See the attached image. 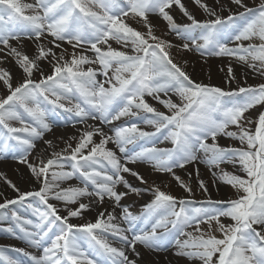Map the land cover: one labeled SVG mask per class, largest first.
<instances>
[{
  "label": "snow or ice",
  "instance_id": "snow-or-ice-1",
  "mask_svg": "<svg viewBox=\"0 0 264 264\" xmlns=\"http://www.w3.org/2000/svg\"><path fill=\"white\" fill-rule=\"evenodd\" d=\"M195 3L208 11L201 0H195ZM232 3L243 11L226 18L210 11L215 18L200 22L187 11L181 0H35L34 3L0 0V45L3 46L0 52L8 49L6 55L16 57V63L24 73L13 87L10 73L0 70V81L8 89L6 97L0 98V154L11 152L12 158L26 164L42 184L39 190L20 192L9 181L18 196L0 203V210L23 204L30 197L39 198L45 205L43 211L28 205L37 218L36 222L11 211L14 226L2 229L10 234H15L18 229L22 233L20 238L29 246L42 248L43 255L37 257L22 248L13 251L28 257L31 264H137L136 260L129 259L125 250L108 242L107 237L111 235L118 236L134 253L137 244L158 252L174 241L177 255L198 259L202 264H264V112L259 113L254 132L245 130L242 125L245 113L257 105H264V84L232 91L194 82L171 58L167 49L172 45L155 36L147 20L149 13L158 14L167 22L169 30L184 41L180 46L184 50H195L201 55L234 56L243 63L251 59L259 62V68L256 63L248 66L264 74V3L256 8L248 7L244 0H232ZM174 5L191 23L180 25L175 22L168 11ZM129 15L139 18L138 22L144 24L147 32L142 33L127 24L124 18ZM42 37H50L49 43L56 49H61L64 43L71 45L74 51L70 59H65L67 49L57 55L52 48L39 44L38 56L31 59L9 43L22 38L38 43ZM253 39L260 43L228 46L229 43ZM110 41L121 44L128 51L114 49ZM76 49L94 52L95 56L89 58L77 53ZM49 56L52 70L45 75L37 61ZM96 63L107 77L104 82L97 80V71L92 67L83 68V65ZM34 69L40 72L39 81L32 79ZM109 69H114L111 76ZM228 76L235 78L231 67ZM169 92L178 94L181 103L170 98L161 99V93L167 96ZM72 93H78L81 102L71 104L68 94ZM146 96L153 97L171 114L149 105ZM65 100L71 106H66ZM49 113L70 114L73 126L89 119L106 125L122 117H136L155 128V132L143 131L132 122L113 129L114 135L109 136L102 127L88 125L86 129H78L79 137L70 138L77 140L75 146L68 143L62 152L53 151L51 158L46 160L41 157L39 165L35 166L28 162V156L35 141L52 130V123L47 119ZM12 121L21 126H12ZM230 126H235L238 131H228ZM157 133H164V139H170L175 147L144 146L140 151L126 155V162L145 161L152 163L156 171L172 173L191 195V188L175 176L174 169L184 168L197 160L209 168L238 161L247 179L228 172L213 175L220 182L242 191L243 195L228 201L209 199L195 207L194 201L177 200L158 188L154 189V199L146 206L143 219L157 218L150 229L133 232L131 238L126 233L132 228L124 229L113 223L117 218L112 213L105 218V213L101 212L95 222L75 225L69 222V217L80 216L89 204L81 202L78 208L68 209L67 216H61L49 203L51 198L76 204L82 197L95 196L100 203L107 197L119 205L126 193H118L115 190L117 184L123 183L131 191H138L121 173H130L142 183L145 181L139 173L122 164L106 145L114 143L121 153H125L126 145L137 140L154 143ZM94 136L100 137L98 143ZM218 136L238 139L242 144L246 143L247 148L221 147L216 142ZM209 139L211 144L207 142ZM45 143L52 147V141ZM199 151L205 153V158L197 155ZM69 160L72 170L66 171L65 162ZM76 174L82 178V187H60L59 182L70 180ZM199 187L207 193L203 180L199 181ZM177 205L179 211L175 210ZM221 217L230 218L233 223L225 225L221 223ZM138 219L140 217L124 209L125 222L131 225ZM8 220L9 216L0 211V222ZM213 222L223 238L211 234ZM201 224L208 225L209 233L201 229ZM193 227L199 235L185 231ZM172 229L186 239L176 238ZM50 234H54V238ZM46 240L50 243L46 244ZM82 244H87L92 252H86ZM0 259L7 264H21L5 256L3 249H0Z\"/></svg>",
  "mask_w": 264,
  "mask_h": 264
},
{
  "label": "rangeland",
  "instance_id": "rangeland-1",
  "mask_svg": "<svg viewBox=\"0 0 264 264\" xmlns=\"http://www.w3.org/2000/svg\"><path fill=\"white\" fill-rule=\"evenodd\" d=\"M23 3H34L35 0H22ZM181 2L184 4L187 11L192 14L195 19H197L200 22H205L210 19H214L215 17L211 16L209 14L210 11H214L216 13V16L226 18L230 14H235L239 11H243V9L238 8L237 5L232 3V0H201L202 4L207 5L208 11L205 10V8L200 7L195 3V0H181ZM244 3L248 7L256 8L261 3H264V0H244ZM170 15L173 16L175 22L177 24H187L191 23L187 19V17L184 15V13L180 10L179 7L173 6L171 9L168 10ZM125 22L129 24L134 29L146 33L147 28L144 26L142 22H138L139 18H135L131 15L128 17H125ZM148 23L152 26V31L155 36L159 37L160 40L169 42L172 47L170 49H167L170 53L171 58L175 63L178 64L188 75L189 77L196 83H201L204 85H210V86H217L224 90H232L236 91L239 87H258L261 84H264V74H261V71L253 70V68H250L248 64L256 63L257 67L259 68V62H253L251 59H249L248 63H243L239 61L234 56H211V55H201L200 52H197L195 50H184L182 47H180L184 41H182L180 38L177 37V35L173 32H171L168 28L167 22L163 20L158 14L149 13L147 16ZM51 38H44L42 37L41 40L38 43H34L32 39L28 38H22L21 40H10L9 43L12 47H15L18 52H21L22 54H26L31 59H35L36 56L39 54V45H42L46 48H52L53 51L60 55L61 52L64 51V49H67V52L64 53L65 59H70L71 53L74 51L71 47V45H68L67 43L63 44V47L61 49L54 48L50 43L49 40ZM152 42V41H150ZM200 43H203V41H199ZM111 46L116 50H125L128 51V49H124L121 44H118L115 41L109 42ZM236 43H243L244 46H247L250 43L253 44H259L260 41L258 39H253L251 41H243V42H233L229 43V47H235ZM3 46L0 45V48ZM106 47V46H101ZM191 47V45H190ZM77 53H81L84 55H87L89 58H93L95 56L94 52L86 51L82 52L81 49L75 50ZM8 52V49H4L3 52H0V70H4L10 73L11 75V81L10 83L15 87L21 80V77L24 75L23 70L20 68V66L16 63V57L11 55H6ZM51 57L49 56L46 59L38 60L37 63L39 64L40 68H47L52 69L51 64H49V60ZM88 67H92L94 70L97 71V80L100 82H104L107 77H105L102 72L103 69L101 66L96 64H86L83 65V68L87 70ZM231 67L233 70L234 79L228 76V68ZM114 69H109L108 74L109 76L112 75ZM243 74L246 76L250 75L252 76V80L246 79ZM41 78L40 72H34L32 79L35 81H39ZM105 87H108L107 84H105ZM8 94V89L6 86H4L3 81H0V98L6 97ZM69 98L71 100V104L78 103V100L81 102V97L78 93H72L68 94ZM161 99H171L175 103H181L180 97L178 94L174 92H169L167 96H165L163 93L160 94ZM237 99H240L239 97ZM146 102L155 107L157 110L165 112L166 114H171L168 109H166L162 104H160L157 100L153 99V97L146 96L145 97ZM66 106H71L68 104V101H63ZM83 106V105H82ZM260 112H264V105H257L255 108L250 109L247 113H245L246 119L242 121L243 128L245 130H248L250 132H254L256 127V122L258 120V115ZM143 115V113L141 114ZM26 119H28L26 117ZM65 119H70L71 122L68 124H64L62 126H53L52 130L49 132H45L43 135V138L40 140L35 141V144L40 146H49L45 143V141H52V147H50V157L53 151L55 152H62L63 149L67 146L68 143H71L73 146H75L77 140L70 139L71 138V131H74L75 128L78 127L80 124H75L73 126L74 121L72 118H70V114L65 113ZM61 120H64V118H61ZM91 122H95L96 127H102L104 133L106 135H114V131H112L115 128L121 127L123 124L129 125L132 122H136L138 124V127L143 131H149L154 132L155 128H153L150 125H147L146 123L135 119V117H122L118 121H113L111 124L101 125L99 121L94 120H88L85 124H89ZM12 126L19 127L21 126L18 122L12 121L10 122ZM59 131H66L64 132V135L62 138H58L59 141H56L53 139L54 136L53 133ZM166 131V130H165ZM228 131H238L235 126H230ZM52 133V134H51ZM66 133V134H65ZM51 134V135H50ZM162 136L154 137L153 140L157 144V148L161 149H173L175 146L172 144L170 139H164V133H161ZM97 143L100 140L99 136H94L93 138ZM140 142H143L141 140H137L135 143H132V147H135ZM209 144L212 143L211 139L207 141ZM221 147L224 148H237V149H246L247 145L246 143L242 144L240 140L233 139L230 137L225 136H218L216 141ZM151 143V142H148ZM115 146V149L119 151V148L114 143H108L106 147L109 150H112L111 146ZM131 144L126 145V150H128V147ZM142 148V147H141ZM141 148L135 147L133 150L128 154L127 156L132 155L135 152H138L141 150ZM64 155H68V153H64ZM197 155L203 159L205 158V153L203 151H199ZM120 160L122 164H126L127 167H129L131 170L139 173V175L143 178L145 182H141L137 177L132 176L130 173H121L123 175L124 179L127 181L129 185H131L132 188L137 189L138 191L134 192L131 191L129 188L125 187L123 183H119L116 186V191L118 193H126L122 196L121 200L119 201V205H117L113 200L105 197L103 203L98 202V199L92 198L93 196H87L86 198L92 199L95 201V205L97 207H103L105 208L104 213H112L117 220L118 216H124V209L127 208V210L136 217H139L143 214L144 211H146V206L151 203L154 199V189H159L167 194H170L174 197L179 199H187L194 201L195 207H200L201 202H205L207 200L212 201H228V200H234L239 198L243 195L242 191H238L236 188H233L232 186L220 182L216 178V176L213 175V173H216L219 175L221 172H228L237 176H240L241 178L247 179V174L245 171H243L241 164L237 161L235 163L228 162V163H222L219 165V167H211L209 168L208 165L205 163L200 162V160H197L195 163H191L186 165L184 168H176L174 169L175 176L180 177V180L183 181L185 185H187L189 188H191V195L185 191L183 187L180 186V183L174 178L172 173L168 172H159L156 171L153 167L152 163L140 161L137 160L135 163H127L126 162V155H123L120 151L117 152L116 155ZM28 162L38 166L40 162V158L38 157L36 151L31 153L28 156ZM6 164H12V165H6ZM71 164L72 162L66 161L65 162V169L66 171H71ZM144 172H147L148 174H143L142 170ZM23 170L24 175L27 176L28 181L26 178L22 176V179H19L18 173ZM141 170V171H140ZM198 170V173H197ZM0 177L2 181L5 183L6 191L10 194L14 195L17 192L10 187L9 181L11 184L15 185L17 189L20 190V192H28L27 188L33 187L31 189L35 188L36 183L39 182L36 180V178L32 175L30 169L27 167L26 164L19 163L16 159H13L12 156H4L0 157ZM49 179L51 177L49 176ZM203 180L205 186L207 187V193H205L200 187H199V181ZM74 181V179L61 181L60 187L61 188H67L69 185ZM23 182L28 183L27 185H24ZM78 184V183H77ZM211 184L214 185V187H211ZM78 186H80L78 184ZM214 188H219V195H216ZM221 188V190H220ZM2 201V198L0 200V203ZM49 203L53 204L57 209L61 216H67L68 209H76L79 207V202L76 204H66L63 201H54L49 199ZM29 204L32 205V208H37L41 211L45 210V205L39 200V198L30 197L27 201H25L23 204H19L18 208H21L22 206ZM179 205L176 207V211H179ZM219 207V206H218ZM31 209V208H30ZM5 213H7L8 216H11V214L8 212V210H0ZM120 214V215H119ZM24 217V216H22ZM26 218V217H24ZM157 217H153L152 219H149V223L152 220L151 224L154 222V219ZM95 219V217H94ZM116 220V221H117ZM69 222L75 225H83L92 221V216L88 217L83 212H81V215L78 217H69ZM221 223L225 225H230L233 223L230 218L227 217H221ZM151 224H148L145 229H150ZM201 229L207 234L209 233V228L207 224H201ZM259 227V226H254ZM169 228H171V225H169ZM2 229H0L1 231ZM18 230V229H17ZM163 231V230H159ZM173 233L176 235V238L178 239H186V237L179 236L177 231L175 229H172ZM185 231L193 232L195 235H199V233H195V229L193 228H187ZM211 234L215 235L217 238H223L221 232L217 230V226L215 222H213ZM54 238V236H53ZM7 238H2L0 240H6ZM12 241V244L9 245V249H16L21 245V242L16 238L9 239ZM46 240L45 242H47ZM174 242V241H173ZM172 244V243H171ZM29 246V245H28ZM140 248L145 250V247L143 245L138 244ZM176 247L175 244L171 245V250ZM28 248H30V252L32 255L36 254L37 257H40L43 255L41 250L25 247V251ZM4 255L6 256L7 253L4 251ZM157 254V253H156ZM22 255V254H21ZM154 255V254H153ZM151 262H154V264H157L158 261L157 258L150 257L149 259ZM192 261V259H189ZM17 261H20L17 259ZM150 261H145L144 264H151ZM21 262V261H20ZM0 264H7L6 261L1 260ZM159 264V263H158Z\"/></svg>",
  "mask_w": 264,
  "mask_h": 264
},
{
  "label": "bare ground",
  "instance_id": "bare-ground-1",
  "mask_svg": "<svg viewBox=\"0 0 264 264\" xmlns=\"http://www.w3.org/2000/svg\"><path fill=\"white\" fill-rule=\"evenodd\" d=\"M41 70L44 72V74L45 75H48V74H50L51 73V70L52 69H47V68H45V69H43V68H41ZM34 72H37L35 69L33 70ZM243 76L246 78V79H248V80H252V76H250V75H248V76H246L245 74H243ZM88 125H94V124H85V125H80L79 127H77V128H75L74 129V131H71L70 132V136L71 137H79V135H80V133L78 132V129H81V130H83V129H86L87 127H88ZM95 126V125H94ZM64 132H66V131H57V132H55V133H53V135L55 136H58V137H53V139L54 140H56V141H59L58 140V138L60 137V138H62L63 136H60V135H64ZM52 134V133H51ZM50 134V135H51ZM66 134V133H65ZM73 141V140H72ZM36 151V153H37V155H38V157L39 158H41V157H43L45 160L47 159V158H51L50 157V147L49 146H42V148L38 145H36L35 144V147L31 150V153H33V152H35ZM30 153V154H31ZM6 165H12V164H6ZM142 170V169H141ZM140 170V171H141ZM142 173L143 174H148L147 172H144L143 170H142ZM25 173H24V171L23 170H21L19 173H18V175H19V179L21 180L22 179V176L24 177V178H26V180H24V181H28V178H27V176H25L24 175ZM26 182H23V184L24 185H27V186H24V188L25 187H28V183H26ZM5 183L2 181V179H1V177H0V200H1V198H2V201H1V203H3L6 199H16L17 198V196H18V193H16V194H14V195H12V194H10L9 192H7L6 191V187H5V185H4ZM42 186V184L39 182L38 184L36 183V185H35V188L34 189H31V188H33V187H28L27 188V191H35V190H39V188ZM70 186H76L73 182L69 185V187ZM211 187L213 188L214 187V185L213 184H211ZM220 190H221V188H220ZM214 191H215V193H216V195H219L218 193H219V188H214ZM23 192V191H22ZM51 199V198H50ZM51 200H54V201H56L55 199H51ZM79 203H85V204H89L90 206H89V208L87 209V210H84V211H82L85 215H87L88 217H91L92 216V221L93 222H95L96 221V219L98 218V215H99V213H101V212H104V210H105V208H103V207H97L96 205H95V201L94 200H92V199H88V198H86V197H82V198H80V200L78 201ZM18 206H19V204H17V205H10L9 206V210H8V212L11 214V211H16L19 215H21V216H24V215H26L27 214V206H22L21 208H18ZM32 212V211H31ZM7 214V213H6ZM108 214V213H107ZM107 214H105V218H106V216H107ZM9 215V214H8ZM10 217L11 216H9V220L8 221H6V222H0V227H1V229H3V227H5V226H14V221H12L11 219H10ZM94 217H95V219H94ZM117 220V219H116ZM113 221V223H116V224H119L120 225V227H122V228H124V225L120 222V221ZM2 238H7L6 240H0V249H3L5 246L7 247V244H12V241H10L9 239H11V238H14L13 237V235L12 234H10V233H8L7 231H0V239H2ZM119 238V237H118ZM110 243H112L113 245H114V247H117V248H120V249H123V250H125V253H126V255H128L129 256V259H133V260H136L137 261V264H144V262L145 261H150L149 259H150V257H154V258H157V260L156 261H158L157 262V264L159 263V264H202V262L200 261V260H198V259H192V261L191 260H189V258H187V257H184V256H179V255H177L176 254V252H177V248L176 247H174L172 250H168V251H166L165 253H161V254H152V253H149V252H145V251H143V250H139V249H137L136 248V253H139V255L137 256L136 255V253H134L133 251H132V249L131 248H127V247H125V245H123V243L120 241V239H118V241L116 240V241H112V240H110ZM8 245V246H9ZM7 254L8 255H11V253L8 251L7 252ZM0 261H1V259H0ZM152 261V260H151ZM150 261V263L151 264H154V262H151Z\"/></svg>",
  "mask_w": 264,
  "mask_h": 264
}]
</instances>
